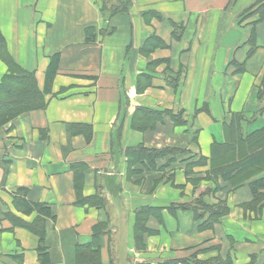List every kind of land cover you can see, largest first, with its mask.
<instances>
[{
  "label": "crops",
  "instance_id": "1",
  "mask_svg": "<svg viewBox=\"0 0 264 264\" xmlns=\"http://www.w3.org/2000/svg\"><path fill=\"white\" fill-rule=\"evenodd\" d=\"M128 1L0 0V91L42 98L0 125V264H264V170L211 172L232 123L264 126L263 2ZM176 145L169 180L131 177L125 148ZM201 193L212 214L179 206Z\"/></svg>",
  "mask_w": 264,
  "mask_h": 264
},
{
  "label": "trees",
  "instance_id": "2",
  "mask_svg": "<svg viewBox=\"0 0 264 264\" xmlns=\"http://www.w3.org/2000/svg\"><path fill=\"white\" fill-rule=\"evenodd\" d=\"M105 2L106 0H101L102 12H106L108 9ZM259 2H263L264 5V0H260ZM119 9L120 7L118 4H112L111 9H109L110 16ZM26 79V82H24L26 86L22 89L20 87L13 91L12 89L2 87V91L0 92L6 93V95L10 97L6 98L4 95L3 98H0V125L21 112V110L41 106L42 98L34 87L31 77L28 76ZM49 80L50 75L48 74L46 85ZM156 117H158V115H156ZM132 126L138 129L146 128L145 125H139L137 121H134ZM124 152L128 159V170L131 177L135 180H141L147 176L146 179L148 184L150 185L153 181V187L160 181H167L170 179V175L166 176L165 172L161 173L160 170L169 166L174 167V163H176L177 160L175 161L173 157L181 155L184 151L181 150L180 145H176L163 149H149L143 146H134L125 148ZM163 159H165L164 162L160 164ZM181 161L183 160H180V162ZM263 170L264 126L250 133L246 136L245 140H242L238 134L237 127L232 123L228 129V140L224 144L213 145L211 172L219 175L222 180L229 182L231 185L237 186L246 179L255 178L257 174ZM251 190L253 198L250 203V208H260L264 203V177H260L257 180L254 179L251 183ZM32 206L38 207L40 210L47 208L46 206H40L38 204H33L31 207ZM179 206L192 210L196 217L199 215V211H209L211 214L213 211V206L204 200V193H201L192 202ZM221 209L222 207H220L219 210ZM217 213L219 212H216V214ZM28 228L38 233L35 226L29 225ZM78 261V264H87V259L83 255L78 257ZM193 263L230 264L231 262L214 258L206 261L194 260Z\"/></svg>",
  "mask_w": 264,
  "mask_h": 264
},
{
  "label": "rangeland",
  "instance_id": "3",
  "mask_svg": "<svg viewBox=\"0 0 264 264\" xmlns=\"http://www.w3.org/2000/svg\"><path fill=\"white\" fill-rule=\"evenodd\" d=\"M105 4L107 5V8H108L107 11L105 12L106 15H110L109 9H111V5L112 4H118L119 5L120 9L117 10V12L114 13L113 15H111V16H115V15H117L119 13H122V12L126 11L129 8V6H130V2L128 0H106ZM180 156H183V155H180ZM249 180L250 179H248L246 181H249ZM252 210L256 211V210H259V208L252 209Z\"/></svg>",
  "mask_w": 264,
  "mask_h": 264
}]
</instances>
